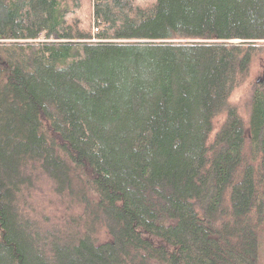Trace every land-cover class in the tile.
<instances>
[{
  "label": "trees",
  "instance_id": "1",
  "mask_svg": "<svg viewBox=\"0 0 264 264\" xmlns=\"http://www.w3.org/2000/svg\"><path fill=\"white\" fill-rule=\"evenodd\" d=\"M262 234L264 0H0V264H259Z\"/></svg>",
  "mask_w": 264,
  "mask_h": 264
},
{
  "label": "rangeland",
  "instance_id": "2",
  "mask_svg": "<svg viewBox=\"0 0 264 264\" xmlns=\"http://www.w3.org/2000/svg\"><path fill=\"white\" fill-rule=\"evenodd\" d=\"M93 33H96V32H93ZM3 43H6L7 45L10 44L11 41H2ZM23 42H26V41H22V42H19V41H16L15 43H19V44H22ZM38 42H45V40H39ZM27 43H32V42H27ZM253 77L258 79L260 78V75H257L256 72L253 73ZM239 97V94H235L233 95L232 97V101H237ZM243 124H244V128L246 130V137H248V125H247V117H244L243 118ZM42 207V206H40ZM60 211H62L65 215H68V216H71V218H75L79 213V209L78 207L74 209V211L68 206V205H62L60 206ZM53 213H57V210H53L52 211ZM44 216L46 218H48L49 216L47 214H44ZM51 219L53 220L54 219V222H58L57 220L55 219H59L58 217V214H56L54 216V218L52 216H50ZM110 240V238L108 237V235H106V232L103 231L102 234H101V241L104 242V241H108ZM260 243H261V249H260V253H259V264H264V234L261 235V238H260Z\"/></svg>",
  "mask_w": 264,
  "mask_h": 264
},
{
  "label": "built area",
  "instance_id": "3",
  "mask_svg": "<svg viewBox=\"0 0 264 264\" xmlns=\"http://www.w3.org/2000/svg\"><path fill=\"white\" fill-rule=\"evenodd\" d=\"M97 30H98L97 28L94 29L95 32H96Z\"/></svg>",
  "mask_w": 264,
  "mask_h": 264
},
{
  "label": "bare ground",
  "instance_id": "4",
  "mask_svg": "<svg viewBox=\"0 0 264 264\" xmlns=\"http://www.w3.org/2000/svg\"><path fill=\"white\" fill-rule=\"evenodd\" d=\"M98 42V41H97Z\"/></svg>",
  "mask_w": 264,
  "mask_h": 264
}]
</instances>
